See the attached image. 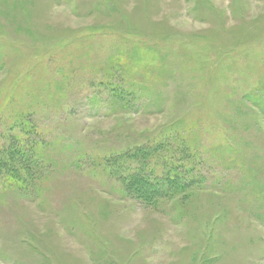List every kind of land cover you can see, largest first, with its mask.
Masks as SVG:
<instances>
[{
  "label": "rangeland",
  "instance_id": "374dc122",
  "mask_svg": "<svg viewBox=\"0 0 264 264\" xmlns=\"http://www.w3.org/2000/svg\"><path fill=\"white\" fill-rule=\"evenodd\" d=\"M159 139L202 182L145 205L108 160ZM20 148L0 264H264V0H0V157Z\"/></svg>",
  "mask_w": 264,
  "mask_h": 264
},
{
  "label": "trees",
  "instance_id": "16d2710c",
  "mask_svg": "<svg viewBox=\"0 0 264 264\" xmlns=\"http://www.w3.org/2000/svg\"><path fill=\"white\" fill-rule=\"evenodd\" d=\"M10 155L16 156L12 158ZM10 155L9 152L1 153L0 167H6L5 161L9 159V164L13 166L7 169L12 170L9 175L14 180L21 178L20 172L26 171V163L28 167L35 164V159L29 150L25 152L20 148L16 154ZM197 160L196 153L190 152L189 146L183 140H178L176 145H172L159 139L157 143L139 145L131 151L118 154L109 159L108 164L116 168L117 172L120 171L119 174L116 172L115 174L127 192L140 199L145 205H151L162 198L188 195L193 186L199 187L202 177L194 174ZM25 173L28 175L30 171Z\"/></svg>",
  "mask_w": 264,
  "mask_h": 264
}]
</instances>
